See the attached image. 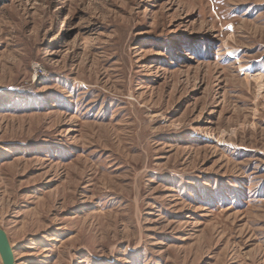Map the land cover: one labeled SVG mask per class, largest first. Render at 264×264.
Here are the masks:
<instances>
[{"label": "rangeland", "instance_id": "obj_1", "mask_svg": "<svg viewBox=\"0 0 264 264\" xmlns=\"http://www.w3.org/2000/svg\"><path fill=\"white\" fill-rule=\"evenodd\" d=\"M0 227L17 264H264V0H0Z\"/></svg>", "mask_w": 264, "mask_h": 264}, {"label": "water", "instance_id": "obj_2", "mask_svg": "<svg viewBox=\"0 0 264 264\" xmlns=\"http://www.w3.org/2000/svg\"><path fill=\"white\" fill-rule=\"evenodd\" d=\"M0 259L2 264H17L14 258L13 248L9 242V238L0 227Z\"/></svg>", "mask_w": 264, "mask_h": 264}, {"label": "bare ground", "instance_id": "obj_3", "mask_svg": "<svg viewBox=\"0 0 264 264\" xmlns=\"http://www.w3.org/2000/svg\"><path fill=\"white\" fill-rule=\"evenodd\" d=\"M256 75V74H255ZM258 76V75H257Z\"/></svg>", "mask_w": 264, "mask_h": 264}]
</instances>
